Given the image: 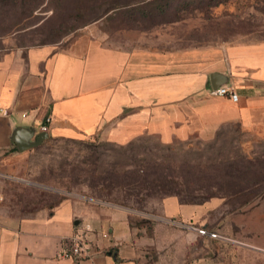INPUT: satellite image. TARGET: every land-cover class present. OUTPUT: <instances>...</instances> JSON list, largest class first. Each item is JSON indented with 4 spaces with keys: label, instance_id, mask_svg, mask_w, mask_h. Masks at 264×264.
<instances>
[{
    "label": "crops",
    "instance_id": "1",
    "mask_svg": "<svg viewBox=\"0 0 264 264\" xmlns=\"http://www.w3.org/2000/svg\"><path fill=\"white\" fill-rule=\"evenodd\" d=\"M103 19L83 26L61 47L50 42L0 47V171L11 156L50 138L212 139L234 125L251 136L248 146L264 140V41L199 45L162 37L144 45L146 40L130 38L125 40L130 46H112L105 43ZM213 73L222 74L220 85L234 88L236 101L209 93ZM46 116L50 121L42 131ZM18 128L30 132L25 142L42 133L47 137L22 149L12 139ZM1 208L0 264H144V248L164 253L163 237L160 242L154 231L148 235L132 226L126 210L85 196L63 197L19 216ZM253 215L264 231V196L242 209L247 232L254 230ZM169 219L162 215L158 222ZM77 233L87 253L63 256Z\"/></svg>",
    "mask_w": 264,
    "mask_h": 264
},
{
    "label": "rangeland",
    "instance_id": "2",
    "mask_svg": "<svg viewBox=\"0 0 264 264\" xmlns=\"http://www.w3.org/2000/svg\"><path fill=\"white\" fill-rule=\"evenodd\" d=\"M56 1L0 0V47L48 42L61 47L83 26L100 19L91 21L97 13L92 7L76 16L77 0H62L60 5ZM170 2L172 7L165 14L154 9L151 19L137 17L133 22L125 10L118 17L114 14L116 10L110 11L101 28L108 34L105 43L130 46L125 40L131 38L146 40L144 45H150L162 37L177 44L199 45L250 46L264 41V0ZM185 5L186 9L173 10ZM250 137L233 125L220 129L212 139L192 135L168 142L153 134H143L125 143L110 139L50 138L32 150L11 156L7 169L0 171L1 209L19 216L63 197L85 196L126 210L132 226L148 235L154 231L160 242L163 237L164 253L156 247L144 248V252L148 251L144 264H264V231L258 226L257 215L251 218L254 230L242 229V209H237L238 203L223 205L222 201L210 198L195 204L163 190L142 193L139 199L115 189L108 193L109 189L99 185L94 192L88 186L90 177L102 178L138 164L152 165L153 160L160 167L186 172L190 165L198 164L202 169L211 160L240 154L251 158L253 152L264 153V140L256 139L248 146ZM99 189L108 195L96 197ZM162 215L170 217L165 224L158 222ZM201 227L217 236L199 234L197 230Z\"/></svg>",
    "mask_w": 264,
    "mask_h": 264
},
{
    "label": "trees",
    "instance_id": "3",
    "mask_svg": "<svg viewBox=\"0 0 264 264\" xmlns=\"http://www.w3.org/2000/svg\"><path fill=\"white\" fill-rule=\"evenodd\" d=\"M170 1L127 0L120 3L105 0H77L74 9L76 16L89 10L88 7L96 9L97 13L91 18V21L108 16L110 11L116 9L123 12L125 10V14L130 16L133 22L137 17L151 19L154 9L158 14H165L167 9L172 7ZM61 2L62 0H57L56 4L60 5ZM214 4L216 5V3ZM186 6H178L173 10L178 12V10L186 9ZM253 153L251 158L240 154L235 157L227 156L220 160H211L205 162L202 169L198 164L190 165L186 172L172 170L167 166L160 167L157 160H153L154 164L152 165L138 164L131 169L126 168L114 171V173H107L102 178L90 177L88 186L94 192L99 185L109 189H106L108 193L115 189L123 191L127 196L133 195L139 199L142 193H149L153 190L168 191L185 202L195 204L206 202L210 198H218L222 200L223 205H230L231 202L238 203L237 209L239 210L254 199L264 196V153ZM98 191L96 197H101L100 194L108 195L101 189Z\"/></svg>",
    "mask_w": 264,
    "mask_h": 264
},
{
    "label": "built area",
    "instance_id": "4",
    "mask_svg": "<svg viewBox=\"0 0 264 264\" xmlns=\"http://www.w3.org/2000/svg\"><path fill=\"white\" fill-rule=\"evenodd\" d=\"M209 93L213 95L226 96L233 101H236L238 99V94L236 93L234 88L228 85H220L215 88L212 87L209 89ZM49 121H50V116H46V118L44 119V123L41 126L42 131L47 130ZM197 231L201 235H206L212 238H215L217 236L215 232L209 231L202 227L198 228ZM86 249L87 248L84 237L81 234L77 233L76 235L73 236L72 247L69 250H65L64 252H62V254L63 256L66 257L71 255L78 256V255L86 254L87 253Z\"/></svg>",
    "mask_w": 264,
    "mask_h": 264
},
{
    "label": "water",
    "instance_id": "5",
    "mask_svg": "<svg viewBox=\"0 0 264 264\" xmlns=\"http://www.w3.org/2000/svg\"><path fill=\"white\" fill-rule=\"evenodd\" d=\"M219 75H222V74H219V73H213L210 77L211 79V84H212V87L215 88L216 86L220 85L221 83L220 82H216L217 80V77ZM215 82V84H214ZM30 136V132H26L24 131L23 129L21 128H18L17 130H15L12 134V139L19 143V147H21L22 149L24 148H29V147H32V146H36L38 145L41 141H43L47 135L45 133H42L40 135L37 136V138L34 140V141H30V142H25L27 140V138ZM23 141V146H20V142Z\"/></svg>",
    "mask_w": 264,
    "mask_h": 264
}]
</instances>
